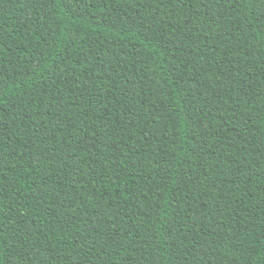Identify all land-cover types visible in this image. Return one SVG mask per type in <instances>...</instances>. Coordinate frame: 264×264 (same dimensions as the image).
<instances>
[{
  "label": "trees",
  "instance_id": "16d2710c",
  "mask_svg": "<svg viewBox=\"0 0 264 264\" xmlns=\"http://www.w3.org/2000/svg\"><path fill=\"white\" fill-rule=\"evenodd\" d=\"M0 264H264V0H0Z\"/></svg>",
  "mask_w": 264,
  "mask_h": 264
}]
</instances>
